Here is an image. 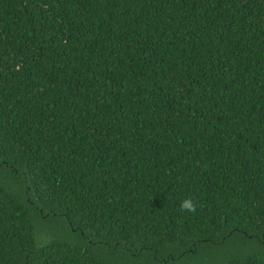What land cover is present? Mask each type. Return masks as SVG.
Masks as SVG:
<instances>
[{
	"label": "trees",
	"instance_id": "obj_1",
	"mask_svg": "<svg viewBox=\"0 0 264 264\" xmlns=\"http://www.w3.org/2000/svg\"><path fill=\"white\" fill-rule=\"evenodd\" d=\"M0 264H264V0H0Z\"/></svg>",
	"mask_w": 264,
	"mask_h": 264
},
{
	"label": "clouds",
	"instance_id": "obj_2",
	"mask_svg": "<svg viewBox=\"0 0 264 264\" xmlns=\"http://www.w3.org/2000/svg\"><path fill=\"white\" fill-rule=\"evenodd\" d=\"M181 211L195 213L197 211V202L191 198L185 199L180 204Z\"/></svg>",
	"mask_w": 264,
	"mask_h": 264
}]
</instances>
